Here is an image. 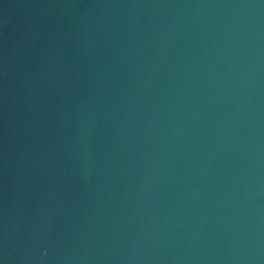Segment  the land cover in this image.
Segmentation results:
<instances>
[{
    "label": "water",
    "instance_id": "water-1",
    "mask_svg": "<svg viewBox=\"0 0 264 264\" xmlns=\"http://www.w3.org/2000/svg\"><path fill=\"white\" fill-rule=\"evenodd\" d=\"M0 264H264V0H0Z\"/></svg>",
    "mask_w": 264,
    "mask_h": 264
}]
</instances>
